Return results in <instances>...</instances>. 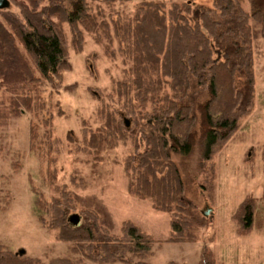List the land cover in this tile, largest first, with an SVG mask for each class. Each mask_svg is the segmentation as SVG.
Returning a JSON list of instances; mask_svg holds the SVG:
<instances>
[{
	"label": "rangeland",
	"instance_id": "1",
	"mask_svg": "<svg viewBox=\"0 0 264 264\" xmlns=\"http://www.w3.org/2000/svg\"><path fill=\"white\" fill-rule=\"evenodd\" d=\"M36 1L54 10L64 60L58 77L43 82L45 110L0 129V245L48 264L91 242V231L128 242L136 228L153 244L150 264H198L203 249L216 264H264V40L255 48L254 112L214 158L210 184L199 151L172 162L140 159L131 22L145 0L86 1L72 22L74 0ZM7 2L5 11L19 13L29 0ZM34 125L47 135L41 156L32 150ZM248 196L256 225L240 236L234 217Z\"/></svg>",
	"mask_w": 264,
	"mask_h": 264
},
{
	"label": "trees",
	"instance_id": "2",
	"mask_svg": "<svg viewBox=\"0 0 264 264\" xmlns=\"http://www.w3.org/2000/svg\"><path fill=\"white\" fill-rule=\"evenodd\" d=\"M86 1L131 0H74L76 13L69 21L79 19ZM53 16L50 5L42 7L36 0L20 6L19 13L0 10V129L23 113L37 116L45 110L43 82L58 77L64 60ZM131 24L137 147H145L140 159L172 162L199 151L213 184L214 158L255 109V48L264 40V0H213L211 8L191 0H145L135 6ZM31 139L32 150L41 156L47 135L40 136L34 125ZM256 218L257 202L248 196L234 217L238 235H250ZM135 229L128 242L95 237L91 231V242L73 245L66 257L48 264H150L153 244ZM0 264L44 263L0 245ZM198 264L216 262L203 249Z\"/></svg>",
	"mask_w": 264,
	"mask_h": 264
},
{
	"label": "water",
	"instance_id": "3",
	"mask_svg": "<svg viewBox=\"0 0 264 264\" xmlns=\"http://www.w3.org/2000/svg\"><path fill=\"white\" fill-rule=\"evenodd\" d=\"M6 8H8V2H7V0H0V10L6 9ZM209 213H210V210H206L204 212V215L205 216H208Z\"/></svg>",
	"mask_w": 264,
	"mask_h": 264
}]
</instances>
